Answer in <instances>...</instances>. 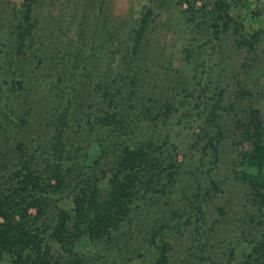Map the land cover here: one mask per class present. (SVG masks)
<instances>
[{"label": "trees", "instance_id": "trees-1", "mask_svg": "<svg viewBox=\"0 0 264 264\" xmlns=\"http://www.w3.org/2000/svg\"><path fill=\"white\" fill-rule=\"evenodd\" d=\"M35 1L16 11L15 35L1 49L0 264H140L145 252L134 237L148 220L147 245L158 249L149 264H171L168 233L189 225L195 260L185 255L177 264H264V122L256 105L264 69L246 66L244 83L230 91L227 0H211L209 9L186 0L164 15L185 33L193 31L186 22L212 18L205 40L214 56L196 62V84L183 78L181 87L170 82L181 69L172 56L147 58L157 49L152 36L166 32L154 2L127 24L91 33L88 42L79 36L68 48L61 39L35 44L38 18L27 21ZM261 32L232 27L234 48L248 53L243 66L258 60ZM184 45L193 62L196 47ZM230 132L238 153L221 178ZM221 181L241 192L228 197L233 238L217 256L216 242L201 236L219 228L206 219L208 203L224 192ZM165 203L169 219L155 214Z\"/></svg>", "mask_w": 264, "mask_h": 264}, {"label": "rangeland", "instance_id": "rangeland-1", "mask_svg": "<svg viewBox=\"0 0 264 264\" xmlns=\"http://www.w3.org/2000/svg\"><path fill=\"white\" fill-rule=\"evenodd\" d=\"M149 1L157 4L155 5L156 10H158L160 14L162 13L159 18V27H161V29L164 28L166 32L164 34H162V32H157L156 35L152 36V39L156 40L157 49L151 50L147 55V58H154L153 56L167 58L172 56L174 61L173 66L175 68L180 66L181 69H177L176 80H170V78V82L181 87L180 85H182V79L184 78V82H187L188 80L190 84H196V81L199 78V73L202 74L201 66L196 65V62L203 58L208 59L209 56L213 57L214 53L212 52L216 51V48H212L210 43L205 40L207 39L208 25L212 20L210 12L205 19L202 18L204 22L200 23V25H197V23L192 24V22L188 24V22H186L187 29L190 30L193 27V31L188 33L187 31L185 33L184 30L179 31L178 29L180 28V25L177 27L174 26L173 17H171L169 23L166 22L164 15L170 12H176L177 8L180 6L187 7L189 3L186 0H182L181 4L178 0H37L34 3L31 15L27 21L34 20L35 17L38 18L39 23L36 32V45L41 47L43 45L42 41L51 43L54 40L57 41L58 39H61L64 42L63 44L69 48L72 47L69 45V42L73 45L79 36L88 42L89 39L92 38L91 33L96 37L100 34L101 30H104L107 27H112V29H114L115 27L127 24L138 15V12L143 9L145 5L151 4ZM204 2H206L207 9H209L212 5L211 0H204ZM195 3L201 5L203 0H196ZM227 3L229 5L228 11L231 18L228 31L225 33L227 40L224 44L227 51L231 54V63L228 66L230 71L228 72V78L230 80L229 89L231 91L237 87L238 81L244 83V80L247 78V75L244 74L246 66L248 67V71L252 70V72L257 69H264V0H258L256 6H254L255 3L253 0H247L243 4H239L238 0H227ZM25 7L24 0H0V58L3 53L1 52V49L6 43H11L12 35H15L13 31L14 22L16 20L15 13L16 11H21L20 13H22V10ZM253 9L257 12L253 13ZM233 26L240 27L241 31L245 33H250L258 28L263 29V32H261V38L257 43V53L255 54L258 60L253 62L250 61V65H242L243 60L248 53L245 50H236V48H234V36L232 35ZM173 27L177 29L173 32L174 41L169 36L170 29H174ZM50 37L53 40H51ZM189 41L192 43V46L196 47L195 53L193 54V57H191L192 59L194 58L193 62L184 59L185 50L183 47H185L186 45L184 44ZM198 43L199 45L196 46ZM14 44L15 43H13V45ZM165 45L168 48H165L166 50L161 52V50H163L162 47ZM160 48L162 49L160 50ZM173 49L175 53L174 56L168 52ZM156 50L158 52L153 54ZM59 54L60 53L58 52L57 55ZM185 75H187L188 78L185 79ZM256 105L260 107V118L264 122V99L256 101ZM182 134L183 136L185 135L183 145L186 147L188 134L186 130H183L182 133L180 132V136ZM184 147H181L182 150H180L181 152L177 155L178 160L183 158V151H185ZM237 153V144L233 143L232 133L230 132L227 134L225 152L223 153L220 167H218V173L221 178L227 176V174L233 171L234 165H232V159ZM187 174L189 173L186 172V175ZM221 184L224 185V192L220 195L214 196L208 203L209 212L207 213L206 219L207 225H210V222L212 223L213 220L214 225L215 223L219 224V228H213V233L209 234L207 232L201 236L203 239L205 238L209 241L212 240L214 243L216 242L215 253L217 256H224L223 250H220V248L233 238L231 235V224L235 223V220H232V216L227 220L224 218L226 214L231 213V208L228 205V197H232L234 193L237 195L238 191L241 192V186L236 184V182L230 184L234 193L226 187L227 184L225 182L223 183L221 181ZM219 203L224 206V212L217 209L216 205ZM169 207L170 205L165 203L157 212H155V214L163 217L166 216V218L169 219ZM193 227L194 226L189 225V227L182 232L172 230L168 233L170 239L168 253L171 264L181 262V260L186 258L185 255L189 260H195L194 257L189 255L190 247L188 248L191 243ZM150 228V221L148 220L147 224L141 228L143 236L134 237L139 241L137 246L145 252L140 264H149L150 259L154 258L158 253V249L147 245L146 236L151 234Z\"/></svg>", "mask_w": 264, "mask_h": 264}]
</instances>
